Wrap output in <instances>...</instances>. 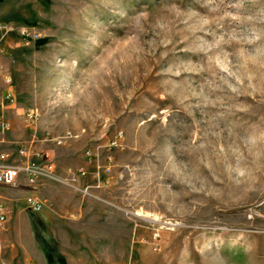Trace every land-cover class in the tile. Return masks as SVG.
<instances>
[{
  "label": "rangeland",
  "instance_id": "obj_1",
  "mask_svg": "<svg viewBox=\"0 0 264 264\" xmlns=\"http://www.w3.org/2000/svg\"><path fill=\"white\" fill-rule=\"evenodd\" d=\"M0 21V162L53 165L0 183V264H264V0H0Z\"/></svg>",
  "mask_w": 264,
  "mask_h": 264
},
{
  "label": "built area",
  "instance_id": "obj_2",
  "mask_svg": "<svg viewBox=\"0 0 264 264\" xmlns=\"http://www.w3.org/2000/svg\"><path fill=\"white\" fill-rule=\"evenodd\" d=\"M14 29V26H10L9 24L0 21V32L2 34H9L12 32ZM22 36L25 37H31L33 36L32 32L30 29L23 28L20 31ZM4 81L6 86L9 88L7 89L6 92V99L15 102V93H14V86H12V77L9 74L4 75ZM38 109L31 107L30 109L24 110V115H26L27 120L29 121H36L38 117ZM9 124V123H5ZM122 134L121 132H118L112 142L113 144H118L120 136ZM58 143H61L62 140L57 141ZM19 154L21 157V161H15V162H9L6 159V154L2 155V160L0 162V183H5L11 186H17L19 182V178L24 176L27 180L28 186L32 187L33 189L36 188L39 180L44 177H48L51 175L52 172V166L53 165H47L46 163L41 166L38 165L36 162V159H41V153H37L36 159L30 158V147L28 145H23L21 146L19 150ZM87 157L91 158L93 155V150H87L86 152ZM33 159V160H31ZM42 160V159H41ZM110 168L108 167L106 170L108 171ZM79 171L83 174H86L85 167H80ZM102 183H104L102 181ZM101 181L99 186L102 185ZM28 204L31 205L32 207H41V201L38 196H29L27 198ZM9 218V207L6 205L5 202L0 201V228H3L5 224L8 222Z\"/></svg>",
  "mask_w": 264,
  "mask_h": 264
}]
</instances>
